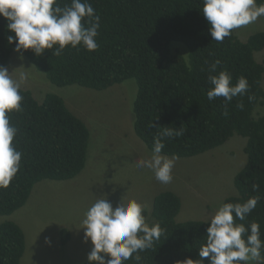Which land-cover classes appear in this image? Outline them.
<instances>
[{
  "label": "trees",
  "instance_id": "trees-1",
  "mask_svg": "<svg viewBox=\"0 0 264 264\" xmlns=\"http://www.w3.org/2000/svg\"><path fill=\"white\" fill-rule=\"evenodd\" d=\"M58 3L63 7L71 0ZM88 3L100 16L96 50L66 46L60 56L53 55L50 49L41 55L31 49L19 53L57 86L77 84L104 90L134 79L133 128L150 151L161 127L185 130L182 136L165 140L162 149L165 155L182 158L216 148L235 134L244 137L246 160L234 176L236 193L225 197L221 204L259 196L246 220L236 222L245 226L258 222L264 241V114L255 113L264 101V63L255 58V53L264 48V30L244 40L233 30L231 36L217 42L212 39L202 13L203 0ZM261 3L264 0H257L258 5ZM7 23L0 16V65L4 67L16 49L15 41H8L14 33ZM217 59V72L226 70L233 84L241 76L249 84L244 96L233 98L227 105L223 97L212 101L207 98V69ZM21 94L23 110L9 113L10 122L18 129L13 143L22 152L21 167L9 186L0 188V215H9L21 207L37 182L75 177L87 158L89 129L59 95L47 93L37 100L24 88ZM249 95L254 99L249 101ZM241 101L243 110L236 106ZM152 122L157 126H150ZM180 207L181 201L172 191L164 190L154 196L150 211L144 215L150 217V225L159 222L163 231L151 248L140 253L142 264H180L187 258L199 259L208 224L206 220L177 221ZM68 239V231L62 229L61 243ZM24 249L21 227L10 220L0 222V264H19ZM125 264L136 262L130 259ZM204 264H209V258H205Z\"/></svg>",
  "mask_w": 264,
  "mask_h": 264
},
{
  "label": "rangeland",
  "instance_id": "rangeland-1",
  "mask_svg": "<svg viewBox=\"0 0 264 264\" xmlns=\"http://www.w3.org/2000/svg\"><path fill=\"white\" fill-rule=\"evenodd\" d=\"M263 30L261 16L234 32L244 40ZM255 58L264 63V48L255 53ZM6 68L13 71L14 78L20 71L30 74L22 88L29 89L37 100H42L47 93L59 95L85 122L90 133L86 163L78 175L68 180L37 182L21 207L9 215H0V222L13 221L24 233L25 249L19 264H80L85 261L92 244L90 240L85 242L81 222L85 211L99 198H106L113 207L122 197L125 200L134 198L146 206L148 213L154 196L169 190L181 201L176 220L186 221L208 220L225 197L236 193L234 176L246 160L244 137L235 134L211 150L191 157H177L172 182L162 184L151 170L137 167L151 151L133 128L134 79L104 90L77 84L57 86L15 49ZM262 85L264 87V74ZM255 113L264 114V101ZM145 217L148 222L150 217ZM62 229L69 233L65 244L61 243Z\"/></svg>",
  "mask_w": 264,
  "mask_h": 264
},
{
  "label": "clouds",
  "instance_id": "clouds-1",
  "mask_svg": "<svg viewBox=\"0 0 264 264\" xmlns=\"http://www.w3.org/2000/svg\"><path fill=\"white\" fill-rule=\"evenodd\" d=\"M202 13L210 28L213 40L223 42L233 30L246 27L264 16V3L257 0H203ZM0 16L8 21L7 28L14 33L8 36L9 43H16V51L31 49L41 55L46 49L60 56L66 46L96 50L100 28V16L88 0H71L61 7L58 0H0ZM84 21V23H82ZM88 25V26H85ZM58 45V47H55ZM219 59L207 69L210 85L207 91L209 101L223 97L225 104L235 97L244 96L249 90L245 77L232 83V76L226 70L217 72ZM27 69V68H25ZM8 68L0 65V188H7L21 167L22 152L14 146L18 129L10 122L9 113L23 110L21 88L29 78L27 71H20L14 78ZM249 101L254 99L249 95ZM243 110V102L237 103ZM156 127L153 122L150 125ZM183 128L161 127L154 136V145L148 158L137 165L154 173L162 184L173 180V169L177 157L162 153L165 140L184 134ZM260 200L253 196L243 202H227L219 205L205 221L206 241L199 248V259L187 258L180 264H264V241L260 236V225L245 221ZM146 206L132 198L113 207L106 198H99L85 211L81 227L85 242L91 241L88 253L89 264H125L134 259L142 264L141 252L151 248L160 239L163 229L159 222H146ZM135 254V255H134Z\"/></svg>",
  "mask_w": 264,
  "mask_h": 264
}]
</instances>
